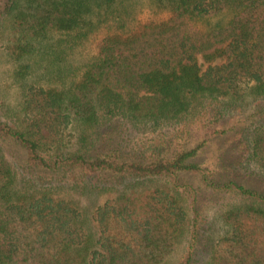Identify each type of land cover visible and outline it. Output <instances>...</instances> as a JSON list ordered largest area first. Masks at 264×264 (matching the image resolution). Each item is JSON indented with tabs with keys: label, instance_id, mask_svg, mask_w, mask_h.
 <instances>
[{
	"label": "trees",
	"instance_id": "trees-1",
	"mask_svg": "<svg viewBox=\"0 0 264 264\" xmlns=\"http://www.w3.org/2000/svg\"><path fill=\"white\" fill-rule=\"evenodd\" d=\"M0 42V264H264V0H0Z\"/></svg>",
	"mask_w": 264,
	"mask_h": 264
},
{
	"label": "rangeland",
	"instance_id": "rangeland-1",
	"mask_svg": "<svg viewBox=\"0 0 264 264\" xmlns=\"http://www.w3.org/2000/svg\"><path fill=\"white\" fill-rule=\"evenodd\" d=\"M167 15H168L167 13H159L158 15L153 14V13L152 14L145 13L139 16V21H144L146 19H149L150 17L164 18ZM3 51H4V48H2L1 42H0V102H1L0 104L3 105L4 102L2 101H5L6 104L4 105L6 107L9 103L11 104V102L14 101L17 88L13 84L12 79L9 76L11 63H9L7 56L5 55V53H3ZM250 108H252V112H258V111L263 110L264 109V98L261 100H258L255 104L251 105ZM5 109L6 108H4V110ZM1 110L2 109H0V111ZM248 113L250 112L247 111L244 114L238 113L235 117L231 119L230 126L234 125L235 127L239 128L242 125H248L250 122L255 121L259 117L263 116L262 114H259L258 118L255 116L251 118H247ZM74 148H75V145L69 147V149L71 150H74ZM208 149H211V147H209ZM207 155L210 156L212 161L213 159H216L214 152L212 151H210ZM252 168H254V166H252ZM193 183L197 185L198 187L202 188L203 190H205L204 185L199 181L198 178H194ZM185 195H186L185 197L187 198L191 197L189 193ZM224 196H226L225 193L216 192L212 190H207V192L205 193V196H202V197L208 198L207 202H205L204 199L201 198L200 196L201 201L205 202L204 204L205 207L202 209V217L200 218V221H202V223L204 224L203 228L200 231V236H201L200 248L202 250L205 247L206 243L212 242V241L214 242V240L218 237H221L223 233V229L221 226L222 221L221 219L219 220L218 216L222 214L224 211L222 208V203H225V201L227 200V198H225ZM103 201L104 199L101 200V202ZM192 217H193V212L189 209V218L192 219ZM212 235L214 237L210 239ZM187 246H188L187 241L186 240L183 241V243L179 246L178 250L176 251L177 259L182 258V256L186 252ZM205 259L206 258L204 256V260Z\"/></svg>",
	"mask_w": 264,
	"mask_h": 264
}]
</instances>
